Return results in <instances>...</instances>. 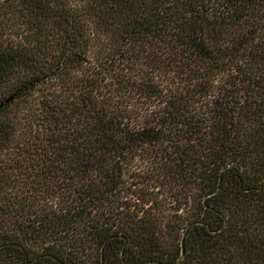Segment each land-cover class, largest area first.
Wrapping results in <instances>:
<instances>
[{
	"label": "trees",
	"instance_id": "16d2710c",
	"mask_svg": "<svg viewBox=\"0 0 264 264\" xmlns=\"http://www.w3.org/2000/svg\"><path fill=\"white\" fill-rule=\"evenodd\" d=\"M0 264H264V0H0Z\"/></svg>",
	"mask_w": 264,
	"mask_h": 264
},
{
	"label": "water",
	"instance_id": "95a60500",
	"mask_svg": "<svg viewBox=\"0 0 264 264\" xmlns=\"http://www.w3.org/2000/svg\"><path fill=\"white\" fill-rule=\"evenodd\" d=\"M184 256H185V254H184V251H183V255H182V257L179 259L178 262H181V261L183 260Z\"/></svg>",
	"mask_w": 264,
	"mask_h": 264
}]
</instances>
